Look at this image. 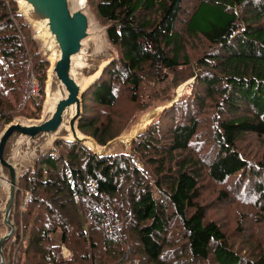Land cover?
<instances>
[{"label": "trees", "instance_id": "1", "mask_svg": "<svg viewBox=\"0 0 264 264\" xmlns=\"http://www.w3.org/2000/svg\"><path fill=\"white\" fill-rule=\"evenodd\" d=\"M89 3L119 55L83 94V133L102 145L117 137L121 94L132 90L136 101L147 76L165 83L190 64L185 36L211 42L192 72L195 97L167 109L170 123L155 122L131 143V153L99 156L76 141L58 140L20 175L21 192L32 195L23 208L18 201V233L8 249L19 243L23 264H127L137 258L142 264H264V234L254 245L237 244L198 201L207 174L227 184L221 203L233 195L257 196L259 234L264 228V154L253 160L239 147L251 134L264 136V0ZM29 28L17 1L0 0V131L12 120L3 90L20 98L31 73L43 72L44 92L49 62ZM89 183L97 193L87 190ZM95 199L111 201L109 212L94 213ZM58 230L70 258L52 245Z\"/></svg>", "mask_w": 264, "mask_h": 264}, {"label": "rangeland", "instance_id": "2", "mask_svg": "<svg viewBox=\"0 0 264 264\" xmlns=\"http://www.w3.org/2000/svg\"><path fill=\"white\" fill-rule=\"evenodd\" d=\"M19 5L20 4L17 1L18 14L22 15L24 17V22H26L29 25L30 27L29 32L31 33L33 39H35L38 50L41 53L42 58L49 62V66H47V70H46V80H45V88L43 90L44 91L43 94L41 91H39L41 88L40 78L44 75L43 72L40 73V76H37L34 72L31 73L30 77L27 78L26 80V84L28 85L27 86L28 92L26 94H22L20 98L17 97L15 98L14 97L15 94L12 93L11 91L3 90L5 94L3 95V97L7 99L10 103L9 108L11 109L9 110V113L12 115V120L10 122H14L18 119H21L23 121L42 119L45 104L48 97V92L46 90L47 81L49 79L48 71L52 64V55H53V52L51 53L48 47H46L45 40L37 32L35 26L31 24L22 13H20ZM86 5L88 12L91 14L98 28L99 29L107 28V26L103 22H101L100 19L97 17V14L93 9V6L89 3V0H86ZM188 5L189 3L187 4V6ZM181 30H183L182 27ZM185 37H186L185 41L187 45L186 49L188 54L190 55V64H183V66L178 68L177 71H175L171 75L170 80H167V82L165 83H159V82L156 83L153 79L150 78V76H147L144 79L142 87L138 92V97L136 101L132 99L133 97L132 90H127L129 94H127L128 92L121 94V97L119 98V104L115 107L120 111H118L115 114L119 116V118L121 117L123 119L122 123L120 124V127H123V130L117 137L120 136L121 138L124 135H129L132 132L137 133L140 129H141L140 132H142L141 134H144L149 131V129L155 122H159V124H164V125L169 124L170 118L168 115V111L166 114L165 111L167 109L172 108L173 105L177 101H179L182 97L190 96V94L193 92H194V96L192 97H195V91H194L195 76H192V72L196 70V66H198V60L202 58L209 51V48H211V42L206 40L202 36L200 37L185 36ZM102 39H103V52L105 53L106 57H108L109 60L112 61L119 54L116 47L109 42L107 37V30L106 32L102 31ZM182 60H184V58ZM34 82L37 83L36 91H32V85L34 84ZM29 99H32L33 101L29 103L27 108H25L27 105V101ZM92 109H93V113H95L98 110V108L95 106H93ZM7 124H5V126ZM205 129L206 128L204 127L202 128V130ZM115 138H113V140ZM198 139L201 142V138L199 137ZM42 140L44 141L41 142ZM44 142L45 143L47 142V138L45 139L43 138L39 141L19 144L17 155L20 154V156L17 159H15V164L20 172L19 173L20 175L28 171L30 167H32L37 162V158L34 157L35 156L34 152H36L38 149L40 150L44 149L46 146L40 147V143H44ZM55 143L54 145L53 144H51L50 146L47 145L48 146L47 149H49V151L53 149ZM130 147L131 144L130 145L122 144L121 139L115 140L111 145L112 150L110 151L111 154L110 156H113V154L115 155V153H120L123 151L131 153L132 149ZM239 147L241 151H243L249 158L256 160L264 154V136L261 138L257 135L251 134L245 137L244 140L240 142ZM138 165L143 167V163L141 162H138ZM148 167L151 170L154 169L152 165H148ZM0 176H1V170H0ZM19 182H20V176H19ZM200 187H201L200 196L198 201L200 204L206 205L209 208L208 217L213 219H218L228 230V232L230 233V235L233 237V239L236 241L237 244L251 243L254 245L256 244L255 243L256 241L261 239V236L264 234V228L263 227H262L263 229L261 228L262 231L259 234V228L261 227V225L258 222H255L256 219L262 217V211L256 204L257 196L233 195L232 199L221 203L220 200L222 199L220 194L223 188L225 187L227 188V184L216 182L212 180L207 174L201 179ZM21 189L22 188L19 183L17 201L14 212L15 223H16V212L18 207L17 206L18 201H20L21 206L23 208L24 205H26L30 201L32 195L30 191L22 190L21 192ZM6 199H7V189L3 184L2 178L0 177V208L4 207V203ZM96 201L101 202L100 204H102V202L103 203L109 202V200L107 199H102L101 201L96 200ZM106 205L107 204H105L104 206L106 207ZM94 210H95L94 205H92V211ZM95 212H100L101 214L102 210L99 211L95 210ZM241 226L245 230L244 234H241V229H240ZM16 227H17V223H16ZM5 232H6V227L3 224V216L0 213V237L4 235ZM58 232H60V230L52 233V245L59 246L61 254L65 258H70V256L72 255V251L68 249V247L63 243L61 234H58ZM17 233L18 231L16 232V234ZM237 233H240V235ZM14 238L10 243H13ZM24 243L27 244L26 240L24 241ZM24 243H22V246L25 245ZM10 247L11 244L9 245V248ZM20 249H21L20 244L16 243L15 245L12 246L10 250L9 249L7 250L8 264L11 263L23 264L22 261L23 249L21 250ZM18 250H20L21 258L19 261L15 262L14 258L16 256L17 259ZM81 255L82 254L78 253L79 257H81ZM129 261L131 262L135 261L142 264V262L138 258ZM85 263H89V262L86 261Z\"/></svg>", "mask_w": 264, "mask_h": 264}, {"label": "water", "instance_id": "3", "mask_svg": "<svg viewBox=\"0 0 264 264\" xmlns=\"http://www.w3.org/2000/svg\"><path fill=\"white\" fill-rule=\"evenodd\" d=\"M17 1L20 13L42 34L53 56L42 119H18L8 123L0 133V177L7 189V199L0 208L6 227L0 237V264H8L7 250L17 232L14 212L20 172L15 159L20 156L17 155L20 143L47 138L46 143H40V147H46L34 152L37 159L48 153V146L61 139L81 143L99 156H110L115 140L121 139L122 144L130 145L142 133L140 129L134 135L132 132L101 145L79 129L84 112L83 94L111 62L103 52L102 31L106 32L107 28H98L86 3L82 5V0Z\"/></svg>", "mask_w": 264, "mask_h": 264}, {"label": "built area", "instance_id": "4", "mask_svg": "<svg viewBox=\"0 0 264 264\" xmlns=\"http://www.w3.org/2000/svg\"><path fill=\"white\" fill-rule=\"evenodd\" d=\"M36 90H37V83L34 82V84L32 85V91H36ZM87 190L90 193L91 192L97 193V188H96V186L93 183H89L87 185ZM100 203L101 202H99V201H94L92 205H94V209L95 210H97V211L102 210L101 213H107V212H109V210L111 209L112 204H113L111 201L106 202V203H103L102 202V204H100ZM105 204H107L106 207L104 206ZM95 210L93 211L94 213H95ZM96 213H100V212H96ZM119 226L121 227L122 224H119ZM128 257H129V255L127 254L126 255V258H128ZM127 264H140V263L139 262H135V261L134 262H131V261L128 260Z\"/></svg>", "mask_w": 264, "mask_h": 264}, {"label": "bare ground", "instance_id": "5", "mask_svg": "<svg viewBox=\"0 0 264 264\" xmlns=\"http://www.w3.org/2000/svg\"><path fill=\"white\" fill-rule=\"evenodd\" d=\"M86 2H85V0H82V5H84ZM41 36H42V34H40ZM43 35H45L44 33H43ZM53 56V55H52ZM135 134V132L133 133V135ZM5 182H3V184H4ZM5 185H6V183H5ZM4 185V186H5Z\"/></svg>", "mask_w": 264, "mask_h": 264}, {"label": "crops", "instance_id": "6", "mask_svg": "<svg viewBox=\"0 0 264 264\" xmlns=\"http://www.w3.org/2000/svg\"><path fill=\"white\" fill-rule=\"evenodd\" d=\"M58 234H60V232H58Z\"/></svg>", "mask_w": 264, "mask_h": 264}]
</instances>
